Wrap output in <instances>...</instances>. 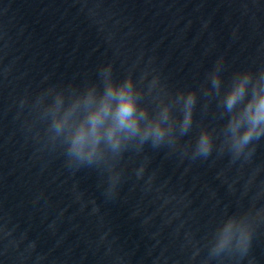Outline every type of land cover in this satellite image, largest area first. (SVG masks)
<instances>
[{
  "label": "water",
  "instance_id": "obj_1",
  "mask_svg": "<svg viewBox=\"0 0 264 264\" xmlns=\"http://www.w3.org/2000/svg\"><path fill=\"white\" fill-rule=\"evenodd\" d=\"M221 58L224 82L264 65V0H0V264H217L204 247L216 223L254 198L264 207V138L235 164L215 151L181 160L145 145L126 154L106 200L95 171L73 173L59 153L39 151L17 112L26 92L94 80L101 63L120 76L151 61L175 91L199 89ZM203 102L198 93L182 143L196 122H224L203 114ZM224 264H264V224L247 256Z\"/></svg>",
  "mask_w": 264,
  "mask_h": 264
},
{
  "label": "clouds",
  "instance_id": "obj_2",
  "mask_svg": "<svg viewBox=\"0 0 264 264\" xmlns=\"http://www.w3.org/2000/svg\"><path fill=\"white\" fill-rule=\"evenodd\" d=\"M138 65L117 76L111 62L101 63L94 80L26 92L19 100L17 118L23 116L22 127L39 151L59 153L73 173L95 171L106 200L117 195L126 154L128 160L140 156L145 145L153 150L166 148L181 160H207L215 151L218 158L227 155L230 164L250 161L264 138V65L255 71H233L224 82L221 58L199 89L175 91L151 67V61L137 74ZM198 93L204 101L202 113L211 110L224 122L210 128L202 119L196 122L195 136L182 143L193 130ZM213 102L215 107L210 108ZM146 165L145 157L135 169L138 180ZM255 199L247 209L225 213L205 237L209 260L224 264L247 256L256 228L264 224V207L257 209Z\"/></svg>",
  "mask_w": 264,
  "mask_h": 264
}]
</instances>
